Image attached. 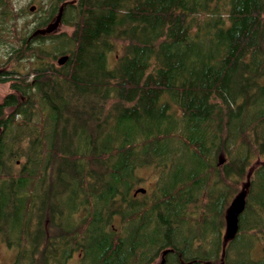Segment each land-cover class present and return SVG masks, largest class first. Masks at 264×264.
<instances>
[{"label":"trees","instance_id":"16d2710c","mask_svg":"<svg viewBox=\"0 0 264 264\" xmlns=\"http://www.w3.org/2000/svg\"><path fill=\"white\" fill-rule=\"evenodd\" d=\"M21 16L0 0V42L7 21L17 40L0 70L8 264H151L165 249L164 264H218L256 159L223 261L264 264V0H74L70 31L34 37Z\"/></svg>","mask_w":264,"mask_h":264},{"label":"rangeland","instance_id":"374dc122","mask_svg":"<svg viewBox=\"0 0 264 264\" xmlns=\"http://www.w3.org/2000/svg\"><path fill=\"white\" fill-rule=\"evenodd\" d=\"M10 1H11L12 6H13V9L15 11L22 12V16L19 18V20L17 22L18 26H20L23 21L28 22L29 27H30V31L28 32V35H30L32 33V31L36 29V27H35L36 21L39 19L40 15L42 14V8L45 7L44 5L47 2V0H10ZM72 1H74V0H72ZM30 7H33V9L31 10ZM11 23H12L11 21L6 22V25L8 26L9 32L5 35V37H3V39H2L3 41L0 42V70H10L17 65V62L6 61L7 56L9 55L10 45L16 46V44H17V40L14 39L13 34L11 32V28H12ZM70 30L71 29L69 27L62 24L59 27V29H57L55 31L54 34L60 33L61 31H70ZM46 48H47V50L49 49L48 47H46ZM57 58L58 57L50 59V61L55 66L57 65ZM19 64H22V62H20ZM29 66H30V63L24 61L23 66L21 67L20 71L23 73L27 72V70L29 69ZM31 76L32 75L30 74L29 79L31 78ZM9 92H11L10 81L0 82V101ZM22 160L23 159L20 158V160H17L16 162H18V164H19L22 162ZM139 174H140V176H142L143 172H140ZM144 176H146V175H144ZM146 181H149V185H152L153 180H151V178L148 179V177H147ZM146 181H140L138 184L135 185V188L137 189L140 187H142V188H144L146 186L148 187L149 185H148V183H146ZM143 194H145V193H143ZM143 194L141 193L138 195L140 201L147 200V197L145 198V195H143ZM231 199L229 200L227 206L229 205ZM227 206H226V208H227ZM226 208H225V210H226ZM211 220L212 221L215 220V216H211ZM160 256H161V252L158 253L157 257L155 258V260L151 264H159ZM13 257H14V251L12 249L8 248L0 237V264L10 263L13 260Z\"/></svg>","mask_w":264,"mask_h":264},{"label":"water","instance_id":"95a60500","mask_svg":"<svg viewBox=\"0 0 264 264\" xmlns=\"http://www.w3.org/2000/svg\"><path fill=\"white\" fill-rule=\"evenodd\" d=\"M68 2H73V1L72 0L64 1L59 6L58 12L55 15L54 19L51 22H49L47 25L33 30L30 37H34L37 35H48L56 31L57 29H59V27L62 25L63 7ZM30 9L32 10L33 7H30ZM67 59H68L67 55H61L60 57H58L57 63L59 65H62L63 63H65ZM260 162L261 161L259 159H256L253 162V165L247 169L244 181L239 191L233 196V198L231 199L229 205L227 206L225 210V215H224L225 227H224V231L222 234V252H221V257H220V260H221L220 264H224L223 258H224V251H225L226 244L235 237L238 231L239 216L243 212V208L245 205V197L247 194V189L249 186V177L251 175L252 169L255 165L259 164ZM137 192H145V189L142 187L137 188L135 190V193ZM168 250L169 249H165L164 251H162V256H164L168 252Z\"/></svg>","mask_w":264,"mask_h":264},{"label":"flooded vegetation","instance_id":"af4514ba","mask_svg":"<svg viewBox=\"0 0 264 264\" xmlns=\"http://www.w3.org/2000/svg\"><path fill=\"white\" fill-rule=\"evenodd\" d=\"M57 14V13H56ZM55 14V15H56ZM55 15L53 16V18L49 21V22H51L53 19H54V17H55ZM48 22V23H49ZM47 23V24H48ZM47 24H45V25H47ZM33 32V31H32ZM55 33V31L53 32V33H51V34H54ZM31 35V34H30ZM58 59V58H57ZM57 65H59L58 63H57ZM141 193H144V192H141ZM155 260V259H154ZM194 261V263L196 262V264H210L208 261H205V260H197V259H194L193 260ZM164 262H165V259H164V256H162V253H161V256H160V262H159V264H164ZM220 262H221V260H219V263L218 264H220ZM186 264H189V263H186Z\"/></svg>","mask_w":264,"mask_h":264}]
</instances>
